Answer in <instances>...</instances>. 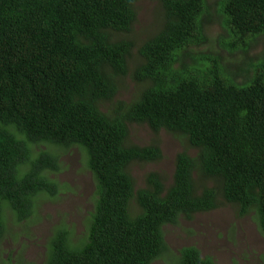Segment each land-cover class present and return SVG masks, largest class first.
I'll return each mask as SVG.
<instances>
[{"label":"trees","instance_id":"16d2710c","mask_svg":"<svg viewBox=\"0 0 264 264\" xmlns=\"http://www.w3.org/2000/svg\"><path fill=\"white\" fill-rule=\"evenodd\" d=\"M140 1L0 0V244L14 233L19 255L0 264H35L23 253L36 200L67 191L51 174L64 169L59 152L75 147L96 203L78 240L69 227L53 231L44 264H152L169 251L165 226L224 203L264 235V57L252 53L264 0H157L161 27L146 41ZM7 50L17 59L2 57ZM128 79L135 91L124 97ZM132 123L154 140L162 130L183 135L198 154L178 155L171 183L153 170L140 187L131 166L163 151L133 142ZM176 260L215 264L196 245Z\"/></svg>","mask_w":264,"mask_h":264},{"label":"rangeland","instance_id":"374dc122","mask_svg":"<svg viewBox=\"0 0 264 264\" xmlns=\"http://www.w3.org/2000/svg\"><path fill=\"white\" fill-rule=\"evenodd\" d=\"M156 6L157 0H141L138 3L136 26L140 35L146 34L147 37L157 29ZM252 53L259 54L256 57H264L263 38L253 46ZM138 60L137 56L132 59L135 64ZM126 83L128 88L124 90L119 87V92L122 96L129 97L135 91V84L131 79L126 80ZM121 99V96L114 97L104 102L102 108L106 110ZM130 137L133 142L139 144L157 141L163 151V157L156 162H138L131 166L140 187L147 185L146 176L153 170L163 174L166 181L171 183L178 155L183 151H187L191 156L198 154V149L191 146L183 135L169 130H162L154 140L153 131L144 123H132ZM59 157L64 169L51 174V177L69 184V192L65 190L53 199L40 196L36 200V213L40 219L32 229L35 239L26 241L23 253L26 259L35 264H44L48 253L46 243L53 231L69 227L74 231L75 240L87 234L84 218L90 216L96 203L94 176L85 162L83 152L75 147L60 151ZM9 214V211L6 212L7 218H10ZM236 214L235 205L224 203L218 209L197 214L193 222L182 221L180 225L165 226L169 251L152 264H176L180 249L189 245L198 246L202 256L213 258L215 264H264V235L260 226L252 215L240 217ZM3 241L0 244V257H4L3 260L7 262V253L10 252L15 256V262L19 258L17 250L14 249L17 244L15 234L12 233L11 237ZM20 247L18 246V249Z\"/></svg>","mask_w":264,"mask_h":264},{"label":"clouds","instance_id":"9594fccd","mask_svg":"<svg viewBox=\"0 0 264 264\" xmlns=\"http://www.w3.org/2000/svg\"><path fill=\"white\" fill-rule=\"evenodd\" d=\"M160 27H161V26H158L157 29H156L153 33H151L150 35L155 34V33L159 30ZM260 37L264 39V31L261 32V36H260ZM146 40H147V37H146L145 41H146ZM145 41H144V42H145ZM217 51L220 52V53H223V50H222V49H218ZM5 55H9V56H11V59H12V60H16V59H17V57H16L12 52H10V51H8V50H7L6 53L2 54V57H4ZM137 57H138L139 60H138V62H137L135 65L138 67L139 64L143 61V58L141 57V55H140L139 53H138ZM133 58H134V57H132L131 60H132ZM188 62H191V60L188 59ZM139 89H140V91H143L142 88H139ZM176 169H177V165H176ZM175 171H176V170H175ZM174 175H175V172H174ZM173 178H174V177H173ZM178 257H179V255H178Z\"/></svg>","mask_w":264,"mask_h":264}]
</instances>
